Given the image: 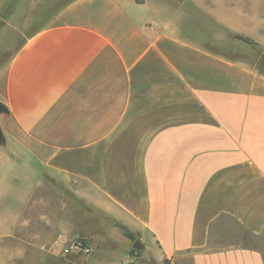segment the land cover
<instances>
[{
	"label": "crops",
	"instance_id": "0c3cea01",
	"mask_svg": "<svg viewBox=\"0 0 264 264\" xmlns=\"http://www.w3.org/2000/svg\"><path fill=\"white\" fill-rule=\"evenodd\" d=\"M237 35L264 49V0H69L27 36L0 65V264H124L136 239L264 264V73ZM77 236L94 252L62 254Z\"/></svg>",
	"mask_w": 264,
	"mask_h": 264
},
{
	"label": "rangeland",
	"instance_id": "374dc122",
	"mask_svg": "<svg viewBox=\"0 0 264 264\" xmlns=\"http://www.w3.org/2000/svg\"><path fill=\"white\" fill-rule=\"evenodd\" d=\"M69 0H14L13 6L5 12V16L0 19V28L4 27L8 22L12 25L11 32L12 38L1 43L0 47V65L9 60L18 48L23 44L27 36L32 35L39 30L50 16L64 5ZM247 43V42H246ZM227 52L234 53V49L226 48L223 49ZM264 49L258 48L254 43H248L246 45V51L241 52L245 57L242 60L257 65V60L262 54ZM54 184L60 190L65 192L66 196L73 198L72 192L69 188L64 185L57 183L55 180ZM243 245L260 248L264 251V235L255 236L252 234L245 233L243 237ZM148 250L144 247L143 251ZM143 264H151L150 261H142Z\"/></svg>",
	"mask_w": 264,
	"mask_h": 264
},
{
	"label": "built area",
	"instance_id": "2783aa9c",
	"mask_svg": "<svg viewBox=\"0 0 264 264\" xmlns=\"http://www.w3.org/2000/svg\"><path fill=\"white\" fill-rule=\"evenodd\" d=\"M56 243L61 246V253L64 255L72 252L77 254L90 255L95 250V247L85 236H77L76 238L64 242L62 245L61 242L57 241ZM137 260L138 253L129 251L125 254L123 262L124 264H134V262Z\"/></svg>",
	"mask_w": 264,
	"mask_h": 264
},
{
	"label": "trees",
	"instance_id": "16d2710c",
	"mask_svg": "<svg viewBox=\"0 0 264 264\" xmlns=\"http://www.w3.org/2000/svg\"><path fill=\"white\" fill-rule=\"evenodd\" d=\"M13 3H14V0H9V1L6 3L4 9H3L2 12H1V17H2L3 15H4L3 17H7V16H5V12H6L9 8H11V7L13 6ZM2 14H3V15H2ZM2 20H3V19H2ZM1 22H2V21H1ZM1 22H0V24H1ZM3 22H4V20H3ZM237 37L241 38L242 40H244V41L247 42V43H254V41H252L250 38L245 37V36H243V35H237ZM254 44H255V43H254ZM243 57H245L244 54L236 53V55H235L233 58H240V59H242ZM257 67H258V69H259L262 73H264V67H260V66H257ZM120 227L122 228L124 234H126V235H127L128 237H130L132 240H135V239H136V236H135L133 233H131L130 231H128L124 226L121 225ZM131 251H133V252H137V253H138V260L140 259V260H142V261H143V260H144V261H148L146 258L143 257V253H144L143 250H137V249H135V248H132ZM163 263H164V264H171L170 261H169V259H167V258H164Z\"/></svg>",
	"mask_w": 264,
	"mask_h": 264
},
{
	"label": "water",
	"instance_id": "95a60500",
	"mask_svg": "<svg viewBox=\"0 0 264 264\" xmlns=\"http://www.w3.org/2000/svg\"><path fill=\"white\" fill-rule=\"evenodd\" d=\"M257 65L260 67H264V51L262 52V54L260 55V57L257 60ZM9 113V109L6 106V104H4L1 100H0V117L2 114H8ZM6 136L3 132L2 126H1V122H0V144H6ZM133 247L137 250H143L144 249V244L140 241V239H136L134 242ZM144 257H149V253L148 251H144L143 254Z\"/></svg>",
	"mask_w": 264,
	"mask_h": 264
}]
</instances>
